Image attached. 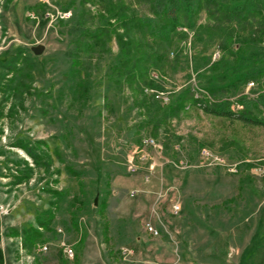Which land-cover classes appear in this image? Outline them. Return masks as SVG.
<instances>
[{
  "label": "rangeland",
  "instance_id": "rangeland-1",
  "mask_svg": "<svg viewBox=\"0 0 264 264\" xmlns=\"http://www.w3.org/2000/svg\"><path fill=\"white\" fill-rule=\"evenodd\" d=\"M73 1L0 0V264H264V176L253 173L264 166V125L197 107L167 118V106L150 93L109 78L119 56L114 37L105 53L84 55L74 71L72 30L103 26L108 11L99 2L83 8ZM116 1L150 15L134 0ZM262 16L233 27L202 13L171 48L149 41L166 56L160 90L175 101L190 89L205 104L229 101L232 110L240 98L260 99L264 94L250 99L246 92L251 82L258 85L251 94L264 87V76L247 78L264 69ZM263 107L247 105L262 123ZM202 149L239 163V172L203 165ZM52 190L65 193L52 231L28 252L22 239L8 235L38 227ZM149 223L158 237L147 232Z\"/></svg>",
  "mask_w": 264,
  "mask_h": 264
},
{
  "label": "trees",
  "instance_id": "trees-1",
  "mask_svg": "<svg viewBox=\"0 0 264 264\" xmlns=\"http://www.w3.org/2000/svg\"><path fill=\"white\" fill-rule=\"evenodd\" d=\"M98 2L108 11V16L103 17V26L96 29L78 26L72 30L74 48L70 55L73 60V69L74 71L79 69L84 55L95 51L105 53L108 42L114 37L119 47V56L117 63L110 68L109 78L113 83L126 85L132 92L143 95H146V89H161L157 85L158 81L152 78V73L156 72L161 79L158 72L159 64L166 58L165 53L154 51L155 48L148 44L149 41L161 42L171 48L175 39L182 40L188 37L189 29L196 28L202 13H206L211 22L220 24L226 22V24H232L231 26L238 24L245 27L252 24L251 16L262 19L264 11V0H134L135 4L148 7L149 16L138 15L126 1L80 0V6L85 8L87 4L97 5ZM72 3L76 4L77 0ZM71 7L70 4L65 12H69ZM263 26V24L258 25L261 29L258 42H264ZM181 29H187L188 32ZM247 45V43L243 44L244 47ZM258 75L263 77L264 69L250 72L247 78L256 79ZM79 88L87 92L84 82L79 83ZM152 99L160 104L159 101ZM247 100V98L238 100L244 109L236 113L231 109L229 101L215 105L205 104L201 99L195 98L190 89H187L181 92L175 101L172 99L167 107H163L165 109L163 112L167 118H173L179 116L188 107H197L207 115L263 126L264 123L253 117L247 105L258 107L259 104H264V95L258 100H248L249 102ZM158 129L156 126L155 136ZM19 146L25 148L24 145ZM28 154L38 166L43 165L34 150L28 149ZM67 171L73 177L79 179L82 177L81 173L75 172L71 167H68ZM50 193L55 199L50 203V208L37 218L38 227H31L23 232L11 229L8 235L22 239L24 249L28 252H32L38 245L45 242V232L52 231L60 203L65 196L62 191L52 190Z\"/></svg>",
  "mask_w": 264,
  "mask_h": 264
},
{
  "label": "built area",
  "instance_id": "built-area-1",
  "mask_svg": "<svg viewBox=\"0 0 264 264\" xmlns=\"http://www.w3.org/2000/svg\"><path fill=\"white\" fill-rule=\"evenodd\" d=\"M185 32H188L187 29H181ZM152 78H154L155 80L159 78V76L157 75L156 72L152 73ZM159 80V79H158ZM258 85H256L254 82H251L247 85V92H246V96L250 99H254V98H258L259 95L264 94V87L256 94H251L252 90H257ZM146 94H151L157 101L161 102L163 105H169L171 100L169 97V93L158 90V89H146ZM244 109V106L238 102L235 103L234 105V111L235 112H240ZM263 112H264V107H263ZM144 144L146 146H151L156 148V142L153 139H145L144 140ZM201 159L203 160V165L205 166H221L222 168H226L228 169V172L231 173H237L239 172V163H230L228 162L224 157H217L215 155H213L209 150L207 149H202L201 151ZM131 164L133 163V161H130ZM130 170L133 171V173H135L136 168L135 166H130ZM254 172L253 173H259L260 175L264 176V166L262 167H258L257 169H253ZM180 211V206L176 205L173 208V212L177 213ZM147 232L152 235L153 237H158L159 236V231L157 230L156 227H154L152 224H148L147 225ZM47 246H39V250L40 251H47ZM65 253L72 257L73 256V250L70 249L69 247H65L64 249ZM128 253L133 254V251L130 250H126Z\"/></svg>",
  "mask_w": 264,
  "mask_h": 264
},
{
  "label": "water",
  "instance_id": "water-1",
  "mask_svg": "<svg viewBox=\"0 0 264 264\" xmlns=\"http://www.w3.org/2000/svg\"><path fill=\"white\" fill-rule=\"evenodd\" d=\"M43 47L42 46H39V47H36V48H33V52L35 55L37 56H40L42 53H43Z\"/></svg>",
  "mask_w": 264,
  "mask_h": 264
}]
</instances>
